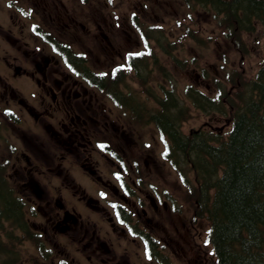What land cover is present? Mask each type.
<instances>
[{"label":"flooded vegetation","instance_id":"flooded-vegetation-1","mask_svg":"<svg viewBox=\"0 0 264 264\" xmlns=\"http://www.w3.org/2000/svg\"><path fill=\"white\" fill-rule=\"evenodd\" d=\"M33 2L32 29L11 11L0 25V114L7 124L3 111L16 115L15 143H0V190L24 219L20 264H186L201 222L187 218L166 143H139L134 126L119 124L128 104L110 119L106 95L89 90V81L107 89L91 57L114 65L130 35L60 0ZM127 79L117 96L138 94Z\"/></svg>","mask_w":264,"mask_h":264},{"label":"rangeland","instance_id":"rangeland-1","mask_svg":"<svg viewBox=\"0 0 264 264\" xmlns=\"http://www.w3.org/2000/svg\"><path fill=\"white\" fill-rule=\"evenodd\" d=\"M95 1L100 3L97 5V8H99L103 0ZM112 2V5H115V9L120 14L119 21L122 24L125 22L128 13L136 10L140 13L141 18L148 20V23L155 21L154 23H159L164 28L161 31L163 36L156 38L163 46L160 47L155 42H152L153 55L151 58L137 62V75L143 78L152 77L149 78L145 86L151 100L143 102L150 115L147 118H142L140 123L134 120L139 125L130 122L127 116L126 119L130 123L122 119L123 123L120 120L119 124H122L125 128L134 126L140 137L139 143H165L153 124L150 123L152 121L150 116L152 118L156 115L157 102L161 99V96H164L163 90L168 91L169 89L172 93L170 95L177 100L176 103H178L179 109L168 111V117L176 121L183 134L188 135L197 129L214 130L218 134H227L230 128L228 118L232 114V110L229 102H227L228 105L221 102L223 99L218 96V87L221 88L222 92L227 91L230 87L227 82L226 84L223 83L225 81L223 76L226 70L230 71V73L233 70L235 71L233 78H236L241 71L243 76H240V80L242 82L248 81L253 77L262 58L260 39L263 38L264 28L258 25L254 31L248 32L243 37L247 52L241 60L240 55L228 44L225 37L220 34L221 29L217 19L213 18L212 12H206L200 6L199 8L191 2L185 3L182 0H112ZM103 8L106 13L109 12L105 5H103ZM218 17L221 18V16ZM177 22L180 24L176 25ZM147 25L144 24V27ZM198 26L200 31L195 30L193 33L192 30L191 32L193 39H185L183 36L184 29L186 30L187 27L197 29ZM223 59L227 63L225 69L221 68V62L224 63ZM202 73L204 74L203 77H201ZM215 78L223 82L221 84L214 83L216 81ZM152 81L153 83L151 84ZM128 86H133L132 81L129 80ZM214 89H217L218 92L214 93ZM193 90L215 99L218 106L213 108L194 107L195 105L187 100V92ZM142 99H146V97L140 93L139 101ZM229 99L232 100V98ZM108 107L111 106L108 104ZM107 113L110 119L118 117V113L112 107ZM142 123L144 124L142 125ZM203 125H205V128H200ZM171 128L176 129V125L172 123ZM160 150L161 145H159ZM179 168H181L180 171L184 175L186 184H182L180 179L179 183L181 186H176L178 189L176 193L181 200L184 198L188 204L187 196L190 195L189 192L193 194L195 189L191 186L192 183L194 184V174L188 165L183 164ZM165 170L167 171L168 168ZM176 179H178L176 176L172 177L170 182L175 185L177 184ZM170 189L172 190V188ZM183 208L188 211L187 205L184 204ZM188 215L187 218L189 217ZM197 227L199 228L198 225ZM208 230V221L204 220L199 234L196 233L193 238H186L187 258L189 259L193 255L198 256V259H202V262L198 264L216 263L211 245L208 242ZM188 243L191 248L188 247Z\"/></svg>","mask_w":264,"mask_h":264},{"label":"trees","instance_id":"trees-1","mask_svg":"<svg viewBox=\"0 0 264 264\" xmlns=\"http://www.w3.org/2000/svg\"><path fill=\"white\" fill-rule=\"evenodd\" d=\"M235 1L227 6L221 0L211 2L217 11L233 15V21L255 19L264 26V0H240L239 7ZM249 85L236 92L233 126L226 138L170 134L172 154L185 156L194 170L193 194L203 203L217 264H264V58ZM4 201L2 216V211L16 209L7 195Z\"/></svg>","mask_w":264,"mask_h":264}]
</instances>
